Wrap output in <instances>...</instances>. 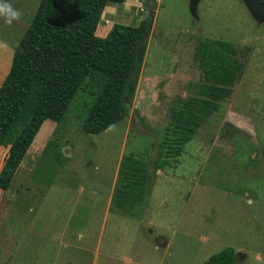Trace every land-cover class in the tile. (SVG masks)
Wrapping results in <instances>:
<instances>
[{
  "label": "rangeland",
  "instance_id": "rangeland-1",
  "mask_svg": "<svg viewBox=\"0 0 264 264\" xmlns=\"http://www.w3.org/2000/svg\"><path fill=\"white\" fill-rule=\"evenodd\" d=\"M9 2L20 16L0 17V86L41 0ZM190 2L134 6L153 21L125 119L83 130L88 80L61 121L43 123L0 189V264H204L223 249L235 251L236 264H264V21L244 0H199L195 14ZM206 38L234 44L241 75L182 154L153 171L160 144L175 142L173 107L198 95L195 51ZM124 154L142 159L152 177L141 202L119 208L113 191Z\"/></svg>",
  "mask_w": 264,
  "mask_h": 264
},
{
  "label": "trees",
  "instance_id": "trees-1",
  "mask_svg": "<svg viewBox=\"0 0 264 264\" xmlns=\"http://www.w3.org/2000/svg\"><path fill=\"white\" fill-rule=\"evenodd\" d=\"M126 0H41L18 41L10 69L0 86V151L8 147L0 168V189L10 187L35 135L47 119L59 122L87 81L94 89L83 130L100 133L125 119L134 99L146 56L152 14L137 24L114 23L106 36L97 34L104 10ZM264 3V0H260ZM145 3V2H144ZM230 41L200 40L195 57L203 82L172 109L171 133L151 162L153 171L183 152L205 119L232 93L242 64ZM58 125L60 123H57ZM169 145L171 151L165 152ZM152 177L146 163L124 154L113 191L119 208L141 202ZM233 249H223L204 264H236Z\"/></svg>",
  "mask_w": 264,
  "mask_h": 264
},
{
  "label": "crops",
  "instance_id": "crops-1",
  "mask_svg": "<svg viewBox=\"0 0 264 264\" xmlns=\"http://www.w3.org/2000/svg\"><path fill=\"white\" fill-rule=\"evenodd\" d=\"M140 0H126L124 3H110L106 6L101 21H105L104 25L99 24L97 34L101 37L107 35L114 23L130 24L132 21H139L146 14H140L134 10V6ZM134 14H136L134 16ZM1 168V167H0Z\"/></svg>",
  "mask_w": 264,
  "mask_h": 264
},
{
  "label": "water",
  "instance_id": "water-1",
  "mask_svg": "<svg viewBox=\"0 0 264 264\" xmlns=\"http://www.w3.org/2000/svg\"><path fill=\"white\" fill-rule=\"evenodd\" d=\"M250 11L259 21H264V3L260 0H244ZM199 0H191L190 7L195 14V9L197 8Z\"/></svg>",
  "mask_w": 264,
  "mask_h": 264
},
{
  "label": "clouds",
  "instance_id": "clouds-1",
  "mask_svg": "<svg viewBox=\"0 0 264 264\" xmlns=\"http://www.w3.org/2000/svg\"><path fill=\"white\" fill-rule=\"evenodd\" d=\"M19 16V11L12 6L9 0H0V17H3L6 23L11 24Z\"/></svg>",
  "mask_w": 264,
  "mask_h": 264
},
{
  "label": "built area",
  "instance_id": "built-area-1",
  "mask_svg": "<svg viewBox=\"0 0 264 264\" xmlns=\"http://www.w3.org/2000/svg\"><path fill=\"white\" fill-rule=\"evenodd\" d=\"M139 3H140V2H139ZM140 9H141V11L144 10V7H143V4H142V3H140Z\"/></svg>",
  "mask_w": 264,
  "mask_h": 264
}]
</instances>
